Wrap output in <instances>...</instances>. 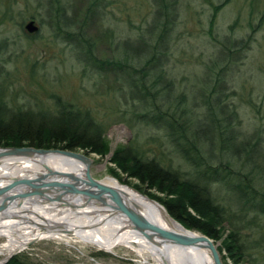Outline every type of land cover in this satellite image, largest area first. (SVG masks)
Here are the masks:
<instances>
[{"label": "rangeland", "instance_id": "obj_1", "mask_svg": "<svg viewBox=\"0 0 264 264\" xmlns=\"http://www.w3.org/2000/svg\"><path fill=\"white\" fill-rule=\"evenodd\" d=\"M89 2L0 0V103L11 112L53 115L60 109L57 104L88 111L95 122L104 125L103 137L109 148L105 157L88 155L92 160V177L97 181L111 176L114 167L109 159L116 149L127 147L165 166L190 173L188 165L172 153L166 132L150 127L137 116L150 110L146 104H151V99L143 96L139 88L130 90L113 73L92 70L82 62L79 49L65 40L66 34L52 29L53 19L48 10L51 6L65 7L67 15L81 25ZM98 9L100 16H91L82 25L80 47L91 49L98 60H123V43H132L151 22V0H105ZM31 20L38 27L36 35L24 30ZM228 37L242 40L243 47L235 53L236 61L224 70L226 102L236 113L235 125L241 138L258 136L257 154L250 157L260 164L258 173L255 171L256 182L264 191V0H179L178 22L172 33L165 68L167 81L172 83L169 91L172 102L160 101L158 96L154 104L164 103L161 109L169 107L172 113L177 111L174 104L180 100L183 105L177 112L189 109L193 113L191 117L202 119V93L207 94L208 86L216 77L217 55L221 42ZM129 50L127 53H132ZM193 130L197 131L193 139L199 144L202 145V135L212 136L214 144L217 142L209 125L202 131V124L195 123L190 133L193 134ZM205 153L210 155V150L205 149ZM223 158L230 159V156ZM119 175L120 183L132 189L138 185L135 180ZM210 188L216 203L224 207L228 215H244L241 220L223 223L225 232L218 246L228 232L237 226L243 227L239 230V239L248 250L240 264H264V220L256 218L254 221L260 229L254 230L247 224L253 216L238 211L240 202L233 193L220 184ZM136 191L147 196L146 189V192ZM4 242L0 237V245ZM219 254L223 264H234L225 251ZM15 255L32 264H144L145 258L123 246L107 252L74 239L68 243L56 239L37 240L12 257ZM6 258L5 254L0 255V263ZM146 260L145 264H153L151 259Z\"/></svg>", "mask_w": 264, "mask_h": 264}, {"label": "trees", "instance_id": "obj_2", "mask_svg": "<svg viewBox=\"0 0 264 264\" xmlns=\"http://www.w3.org/2000/svg\"><path fill=\"white\" fill-rule=\"evenodd\" d=\"M104 1L90 0L81 25L67 15L65 7L51 6L48 10L53 19L52 29L57 33L66 34L65 40L72 42L79 49L82 62L92 70L97 73H113L115 77L122 79L130 90L139 88L143 96L151 99V104H146L151 107L150 110L137 116L150 127L164 130L167 141L172 145V153L191 170L188 174L183 173L127 147L116 149L109 159V163L114 167L110 172L111 176L119 182V173L127 179L135 180L138 185H134V189L143 192H146V189L147 196L156 200L173 220L187 230L207 236L215 243L223 237V223L232 219L238 221L244 216L228 215L226 209L216 203L210 186L223 185L236 196L237 202H240L238 211L253 216L247 224L259 231L260 228L254 220H264V191L257 187L256 182L260 164L253 162L250 157L257 154L255 150L259 148V139L256 134L242 139L237 133L236 113L226 102V85L223 79L224 70L236 61L235 53L242 49L243 41L228 37L221 42L222 46L217 55L219 70L214 81L208 86L207 94L202 93V119L191 117L193 113L189 109L177 112L183 105L180 100L174 104L177 111L171 113L169 107L166 110L161 109L164 103H154L158 96L160 101L172 102L169 94L172 83L167 81L165 68L172 33L178 22L179 0H151V22L144 33L132 43H123L125 57L117 61L98 60L91 49L80 47L83 43L80 38L82 25L91 16H100L98 7ZM57 2L59 0H51V3ZM217 9L218 7H215V10ZM103 10L104 6L101 7V11ZM127 48L132 53H127ZM147 82L151 84L148 86ZM57 106L60 109L53 115H48L11 112L0 103V148L59 149L105 157L109 148L103 137L104 125L95 122L88 111L74 109L69 104ZM195 123L202 124V131L203 127L209 125L217 136V142L214 144L212 136L208 135H202V145L196 142L193 138L197 131L190 133ZM205 149L210 150V155L205 153ZM227 155L230 159L223 158ZM149 191H154L160 196ZM241 228L243 227L237 226L228 232L217 247L218 252L225 251L234 264H240L247 254L245 251L248 250L239 239ZM4 264L32 263L15 255Z\"/></svg>", "mask_w": 264, "mask_h": 264}, {"label": "bare ground", "instance_id": "obj_3", "mask_svg": "<svg viewBox=\"0 0 264 264\" xmlns=\"http://www.w3.org/2000/svg\"><path fill=\"white\" fill-rule=\"evenodd\" d=\"M45 166L84 177L83 164L57 154L30 159L6 158L0 161V188L9 185L13 179H29L45 173ZM100 182L116 189L124 202L148 221L167 230L180 229V225L156 201L112 176H105ZM17 204L14 202L0 214V237L5 239L4 244L0 245V255L17 253L41 239H56L66 243L74 239L107 252H112L116 246H123L137 255H144V264L147 258L153 264H213L204 248H180L163 244L156 238L147 241L109 202L108 205L87 202L82 197H66L59 203L30 198L21 205Z\"/></svg>", "mask_w": 264, "mask_h": 264}, {"label": "water", "instance_id": "obj_4", "mask_svg": "<svg viewBox=\"0 0 264 264\" xmlns=\"http://www.w3.org/2000/svg\"><path fill=\"white\" fill-rule=\"evenodd\" d=\"M24 30L28 34H35L38 32V27L31 20L24 26ZM47 154H57L80 162L85 166L84 177L82 178L74 173L52 170L45 166V173L38 176L29 179H13L9 185L0 188V214L5 212L14 202L21 205L30 198H38L47 203L63 202L66 197H82L87 202L95 201L101 204H108L109 202L110 206L118 214L126 217L133 229L139 232L147 241H153L156 238L163 244L180 248H204L210 254L213 264H223L217 249L218 244L212 239L200 233L191 232L178 222L180 225L179 230H167L148 221L129 207L116 189L95 180L90 171L92 160L88 155L59 149L10 147L0 148V161L6 158L30 159ZM12 255H8L0 264L7 262Z\"/></svg>", "mask_w": 264, "mask_h": 264}]
</instances>
